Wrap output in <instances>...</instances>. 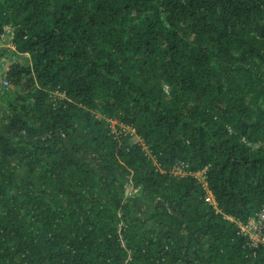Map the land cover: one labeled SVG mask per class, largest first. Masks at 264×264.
Masks as SVG:
<instances>
[{
    "label": "trees",
    "instance_id": "trees-1",
    "mask_svg": "<svg viewBox=\"0 0 264 264\" xmlns=\"http://www.w3.org/2000/svg\"><path fill=\"white\" fill-rule=\"evenodd\" d=\"M4 25L0 264H264L226 218L264 204V0H0Z\"/></svg>",
    "mask_w": 264,
    "mask_h": 264
},
{
    "label": "built area",
    "instance_id": "built-area-1",
    "mask_svg": "<svg viewBox=\"0 0 264 264\" xmlns=\"http://www.w3.org/2000/svg\"><path fill=\"white\" fill-rule=\"evenodd\" d=\"M11 34L12 27L10 25H4V31L0 33V48L2 46H8L11 50H13ZM1 59L3 64L1 65L0 71H4L8 68L9 60L6 56H2ZM0 83L3 88H9L12 86L5 78H0ZM114 122L115 120H112L111 124ZM205 170L206 167L203 166L194 171H190L186 168L184 163H176L171 168V172L174 175H194L203 189V200L211 204L217 210L215 199L207 186ZM226 218L235 224L238 234L244 238L245 246L249 248H255L259 245L264 246V204H261L259 207L254 209L252 213L244 219L233 217L231 215L226 216Z\"/></svg>",
    "mask_w": 264,
    "mask_h": 264
}]
</instances>
